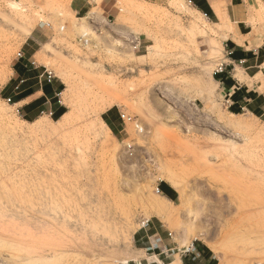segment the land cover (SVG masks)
Masks as SVG:
<instances>
[{
	"label": "rangeland",
	"instance_id": "374dc122",
	"mask_svg": "<svg viewBox=\"0 0 264 264\" xmlns=\"http://www.w3.org/2000/svg\"><path fill=\"white\" fill-rule=\"evenodd\" d=\"M73 1L0 0V264H179L190 244L264 264V109L236 112L219 85L229 25L187 0H91L82 20ZM101 5L116 15L87 29ZM40 26L58 94L16 105L4 87Z\"/></svg>",
	"mask_w": 264,
	"mask_h": 264
},
{
	"label": "crops",
	"instance_id": "0c3cea01",
	"mask_svg": "<svg viewBox=\"0 0 264 264\" xmlns=\"http://www.w3.org/2000/svg\"><path fill=\"white\" fill-rule=\"evenodd\" d=\"M151 2L150 0H146ZM189 4L193 5L198 12L205 18H211L218 23L229 25V34L227 35V51L226 61L232 65L231 71L226 75L220 77V86L227 92V97L231 106H236L235 111L243 110V107L249 106V103L256 101L259 109H264V21L260 23H251L254 19L257 9H264V0H187ZM91 0H74L71 4V13L75 19L89 18L94 8ZM197 5L201 9L197 8ZM115 6L106 9L105 6H98V18L89 21L87 29L94 31L97 22L106 21L116 15ZM222 13V14H221ZM221 14V15H220ZM101 17V18H100ZM101 19V21H100ZM99 24V23H98ZM255 31V32H254ZM74 28L69 25V42L73 40ZM54 31L51 29L45 30L44 26H40L39 30L31 32L29 37L25 40V47L21 60L16 64L14 71L15 79L19 82L7 84L4 87L5 93L15 97L14 104L20 105L25 103L28 99L37 93L50 100L58 94L54 92L50 84L47 85L45 79L41 78L48 72L45 66L38 64L34 60L38 48L44 46L49 39L54 36ZM236 68L241 71L236 74ZM255 70V71H253ZM235 73V74H234ZM30 74H34V79L37 80L39 89L33 91L31 87H27L28 81L31 79ZM238 76V78H237ZM45 78V76H44ZM17 91V92H16ZM40 99L36 98L25 107L24 110H29L40 104ZM61 106L55 102L54 113L61 112ZM106 122L111 129L105 124L106 128L111 134H121L115 123L111 121L107 113L104 114ZM163 189L170 197H173V191L167 186ZM164 251L172 252V249H165ZM164 253V252H161ZM175 254V253H173ZM179 264H210L215 258L212 256L210 250L198 244H190L182 250H177Z\"/></svg>",
	"mask_w": 264,
	"mask_h": 264
},
{
	"label": "bare ground",
	"instance_id": "6f19581e",
	"mask_svg": "<svg viewBox=\"0 0 264 264\" xmlns=\"http://www.w3.org/2000/svg\"><path fill=\"white\" fill-rule=\"evenodd\" d=\"M222 14V13H221ZM220 14V15H221ZM103 125H104V123H103ZM238 168V167H237ZM242 169V168H241ZM242 170H244V168L242 169ZM243 173V172H242ZM237 175V179H238V174H236ZM253 177V176H252ZM240 178V177H239ZM259 178V177H258ZM239 181H241V180H239ZM238 182V181H237ZM250 183V182H249ZM241 184V183H240ZM256 187V186H255ZM227 188H228V186H227ZM261 189V188H260ZM257 191H259V189H256ZM260 193V192H259ZM165 211L164 210H162V209H159L158 207H155V211H154V214L156 215V216H158V217H164L165 215V213H164ZM197 218H198V216H197ZM175 264H178L177 262L175 263Z\"/></svg>",
	"mask_w": 264,
	"mask_h": 264
},
{
	"label": "trees",
	"instance_id": "16d2710c",
	"mask_svg": "<svg viewBox=\"0 0 264 264\" xmlns=\"http://www.w3.org/2000/svg\"><path fill=\"white\" fill-rule=\"evenodd\" d=\"M197 8H198V9H201L200 6H198V5H197ZM103 120H104L105 124L111 129V127H110L109 124L106 122V120H105V119H103ZM161 191L163 192V194H165V195L168 196V194L166 193V191H165L163 188H161Z\"/></svg>",
	"mask_w": 264,
	"mask_h": 264
},
{
	"label": "built area",
	"instance_id": "2783aa9c",
	"mask_svg": "<svg viewBox=\"0 0 264 264\" xmlns=\"http://www.w3.org/2000/svg\"><path fill=\"white\" fill-rule=\"evenodd\" d=\"M18 57L20 58L21 57V54H18ZM221 72V71H220ZM122 119H124V116H121Z\"/></svg>",
	"mask_w": 264,
	"mask_h": 264
}]
</instances>
